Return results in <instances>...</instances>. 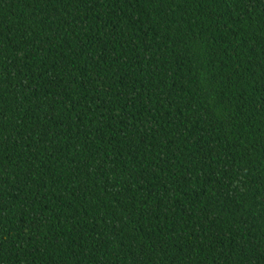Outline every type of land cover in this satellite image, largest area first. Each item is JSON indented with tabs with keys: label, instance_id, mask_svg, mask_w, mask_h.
I'll return each instance as SVG.
<instances>
[{
	"label": "trees",
	"instance_id": "16d2710c",
	"mask_svg": "<svg viewBox=\"0 0 264 264\" xmlns=\"http://www.w3.org/2000/svg\"><path fill=\"white\" fill-rule=\"evenodd\" d=\"M0 264H264V0H0Z\"/></svg>",
	"mask_w": 264,
	"mask_h": 264
}]
</instances>
